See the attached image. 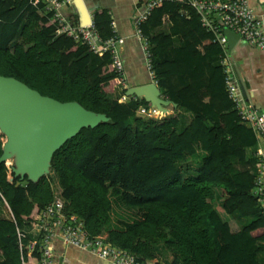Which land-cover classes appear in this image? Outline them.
Instances as JSON below:
<instances>
[{"label": "trees", "instance_id": "1", "mask_svg": "<svg viewBox=\"0 0 264 264\" xmlns=\"http://www.w3.org/2000/svg\"><path fill=\"white\" fill-rule=\"evenodd\" d=\"M165 17L169 29L155 31ZM111 21L107 8L94 11L101 40L113 34ZM57 27L44 0H0V73L60 100L76 99L109 120L68 138L54 151L50 173L35 181L16 184L19 176L9 179L0 162V202L7 207L0 212V264H40L37 245L25 248L32 234L22 227L55 191L89 235L104 232L141 258L167 251V264H264V209L253 192L257 138L228 95L218 59L223 49L196 10L163 0L140 22L156 83L176 103L160 117L137 113L150 103L143 97H110L118 73L109 51L98 54ZM198 150L195 174L183 177L178 161ZM235 211L249 221L239 226Z\"/></svg>", "mask_w": 264, "mask_h": 264}, {"label": "built area", "instance_id": "2", "mask_svg": "<svg viewBox=\"0 0 264 264\" xmlns=\"http://www.w3.org/2000/svg\"><path fill=\"white\" fill-rule=\"evenodd\" d=\"M37 1L33 0L34 3ZM162 1L146 0L133 21L135 34L142 41L147 70L151 81L155 83L156 79L150 64L148 40L141 32L140 22L152 8L160 5ZM181 1L190 4L196 10L202 25L207 30L212 31L214 40L223 49L219 62L223 65L226 90L241 121L251 127L257 138V146L254 151L256 163L253 192L264 209V110L245 100L241 93L237 78L233 73L232 61L229 58L230 54L227 52L228 38L225 34L228 29L233 30L243 40L258 48H264L262 19L251 6L249 0ZM69 2L71 0H44V7L47 11L52 12V18L57 22L58 33L64 32L76 40L85 42L92 51L98 54L109 51L112 67L118 73V85L122 86H120L121 90L118 92V100H126L128 95L123 90L127 88V84L120 51L123 37L117 34L114 23L111 21L113 34L101 40L93 27L92 21L87 24L75 23L64 15L63 7ZM169 108H171V105ZM171 111H173L172 108ZM168 112V109L164 111L151 103L141 104L137 107V113L147 117H160ZM5 162L9 168V163ZM22 232L32 234L25 248L28 252H31L37 245L40 252V264H62L51 245L55 236H59L63 243L88 251L111 264H167L162 257L141 258L129 249L111 243L104 232L89 235L84 227L83 219L78 214L65 209V199L58 191H55L52 200L39 210L37 217L29 222V226L27 224L23 225ZM22 232H18L19 236L23 234Z\"/></svg>", "mask_w": 264, "mask_h": 264}, {"label": "water", "instance_id": "3", "mask_svg": "<svg viewBox=\"0 0 264 264\" xmlns=\"http://www.w3.org/2000/svg\"><path fill=\"white\" fill-rule=\"evenodd\" d=\"M79 10L81 24L92 21L84 0H74ZM233 30L225 34L230 44ZM242 93L245 89L240 84ZM127 95L143 97L151 104L166 111L168 104L176 105L163 97L157 83L148 81L128 86ZM109 120L105 112L95 111L76 99L60 100L13 75L0 73V130L5 135L0 162L12 159V172L19 176L18 184L25 177L37 180L50 170L51 157L68 138L82 127L95 126ZM101 264H111L105 260Z\"/></svg>", "mask_w": 264, "mask_h": 264}, {"label": "crops", "instance_id": "4", "mask_svg": "<svg viewBox=\"0 0 264 264\" xmlns=\"http://www.w3.org/2000/svg\"><path fill=\"white\" fill-rule=\"evenodd\" d=\"M90 14L99 7H105L111 14L112 21L117 34L123 37V44L120 47L121 57L124 63V76L128 86L142 84L151 81L150 74L146 67L145 53L142 41L134 31V17L142 9L146 0H84ZM251 6L261 17L264 28V0H249ZM63 13L75 23H80L79 10L74 0L63 7ZM171 22L164 18L163 23L155 28V31H167ZM232 41L228 44L227 52L230 54L232 68L240 88V84L245 89L243 94L245 100L251 102L257 108L264 110V48H258L253 44L243 40L237 33L231 35ZM176 46L182 45L178 36H173ZM219 59V58H218ZM121 85L117 84V93L121 90ZM173 109V104L166 105L168 111ZM183 122L186 124L190 117V112L182 111ZM248 148L247 151H249ZM237 224H246L251 216L241 215L233 212ZM52 248L57 253V257L62 264H101L102 259L92 253L81 250L75 246L62 242L59 236H55L51 242ZM161 256L169 259L171 254L167 251Z\"/></svg>", "mask_w": 264, "mask_h": 264}, {"label": "rangeland", "instance_id": "5", "mask_svg": "<svg viewBox=\"0 0 264 264\" xmlns=\"http://www.w3.org/2000/svg\"><path fill=\"white\" fill-rule=\"evenodd\" d=\"M117 84H118V82L114 85L113 88H117ZM109 95H110V97H116L117 96V90L113 89ZM0 133H2L1 130H0ZM0 137H1V135H0ZM3 137L5 139V136H3ZM201 155H202V152L200 150H198L192 154L186 155L185 158L178 161V167H179L183 177H188V176H192L195 174L196 168L200 163ZM8 162H9L8 176H9V179H12V168H11V166H12V164H14V162L12 163V160H10ZM48 173H50V170ZM53 178H55L54 175L52 177V183L54 185H57L56 180ZM118 211L120 212V210L117 207H115V209H113V211H112L111 217L114 221L120 217V213ZM0 212L3 214H5L7 212L6 204H3L2 202H0ZM114 221H113V223H114ZM113 225H116V222ZM163 259H165V258H163Z\"/></svg>", "mask_w": 264, "mask_h": 264}, {"label": "bare ground", "instance_id": "6", "mask_svg": "<svg viewBox=\"0 0 264 264\" xmlns=\"http://www.w3.org/2000/svg\"><path fill=\"white\" fill-rule=\"evenodd\" d=\"M10 160H12V159L9 157L6 161L8 162V161H10ZM8 163H9V162H8Z\"/></svg>", "mask_w": 264, "mask_h": 264}]
</instances>
